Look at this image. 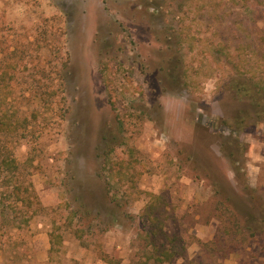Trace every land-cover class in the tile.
Here are the masks:
<instances>
[{
  "label": "rangeland",
  "instance_id": "obj_1",
  "mask_svg": "<svg viewBox=\"0 0 264 264\" xmlns=\"http://www.w3.org/2000/svg\"><path fill=\"white\" fill-rule=\"evenodd\" d=\"M234 75L264 81V0H0V96L37 117L8 144L20 197L39 201L16 202L0 176V264H130L151 196L179 251L164 264H264V236L222 233L214 191L241 207L247 183L264 202V121L237 123L249 102L226 89ZM110 129L122 143L104 170ZM106 182L131 219L101 231L104 212H70L76 192L95 215Z\"/></svg>",
  "mask_w": 264,
  "mask_h": 264
},
{
  "label": "trees",
  "instance_id": "obj_2",
  "mask_svg": "<svg viewBox=\"0 0 264 264\" xmlns=\"http://www.w3.org/2000/svg\"><path fill=\"white\" fill-rule=\"evenodd\" d=\"M171 64L166 68L164 74L166 75L170 83H175L180 80V62L175 58L171 59ZM226 89L233 91L237 98L248 100V111L243 108L237 114V123H242L245 120H249L253 117L264 121V81L254 82L245 77L234 75L229 77L225 85ZM51 92L47 94V98H42L45 102H48ZM36 98V96H34ZM39 99V98H38ZM51 100H49L50 102ZM10 101L6 95L0 96V176L2 175L1 184L4 187L12 186V191L16 195V202L18 201H28L30 198L34 199L35 203L39 204L37 195L34 191L30 192L29 197H20L19 181L21 176L20 165L16 160L12 148L9 147V141L11 142L13 138L26 137L28 133L32 134L33 126L30 127L31 122L29 118L36 119V112L32 111L30 117L27 115H18L19 110H11ZM246 111L247 113H244ZM252 114H248V113ZM252 116V118H251ZM120 132L113 131L110 129L105 138H103L102 143L104 146L109 147L108 152H104L103 156H98L100 159L103 157V168L106 169L108 162L109 151L114 148V146L122 143ZM243 146L241 141L234 138V145L232 149L228 150V159L232 166L234 174H238L241 171V166L237 164L243 154ZM100 149V148H99ZM135 170V168H133ZM112 168H110L111 172ZM141 172L137 171L132 177L135 178L136 175H140ZM20 175V176H19ZM120 178V176H118ZM108 186V182L105 183ZM245 194L247 195V204L244 206H234L231 203V197L226 194L222 187L217 184L215 185V196L220 200L219 202L224 204L229 211V217L232 218L231 221L228 220V225L224 227L222 233L226 235H232L234 238L238 235L248 234V236H264V202L260 196L256 193L255 189L250 187L247 183L243 185ZM72 206L71 209L72 216L82 215L83 218L88 215L97 216L98 213L104 212L107 216L106 228L101 231L106 230L116 221H119L120 217H125L131 219L128 212L123 211V205L117 197L111 194L110 189L106 187L103 193L100 195L99 200H95L94 203L97 207L93 210L96 211L95 215L90 208H86L87 205L80 194L76 192L72 195ZM156 196H151L149 202L144 206L142 211L143 219L148 221L149 229L142 228L138 236L140 237L142 243L140 244V250L133 255L130 264H164L171 262L176 256L179 255L178 247L174 244V238L170 236L163 230V225L160 222L158 213H154L158 207ZM70 207V205H68ZM104 226V225H103ZM104 226V227H105ZM87 227L90 229L89 224ZM83 228H78L76 232H81ZM143 233V234H142ZM264 246V244H263ZM264 252V248H263ZM101 259L106 261L107 256L105 254H100ZM109 262L114 263L113 261Z\"/></svg>",
  "mask_w": 264,
  "mask_h": 264
}]
</instances>
